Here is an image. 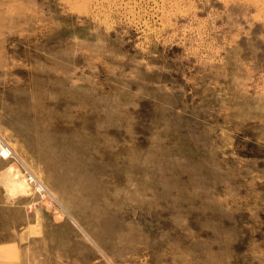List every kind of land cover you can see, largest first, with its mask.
Here are the masks:
<instances>
[{
	"label": "rangeland",
	"instance_id": "obj_1",
	"mask_svg": "<svg viewBox=\"0 0 264 264\" xmlns=\"http://www.w3.org/2000/svg\"><path fill=\"white\" fill-rule=\"evenodd\" d=\"M0 264H264V0H0Z\"/></svg>",
	"mask_w": 264,
	"mask_h": 264
},
{
	"label": "bare ground",
	"instance_id": "obj_2",
	"mask_svg": "<svg viewBox=\"0 0 264 264\" xmlns=\"http://www.w3.org/2000/svg\"><path fill=\"white\" fill-rule=\"evenodd\" d=\"M5 146V145H4ZM2 147V149H4V151L7 153V154H9V149H8V147ZM23 161V160H22ZM39 181V180H38ZM22 182V181H21ZM20 182V183H21ZM19 184V183H18ZM22 184H24L23 182H22ZM21 185V184H20ZM25 185V184H24ZM39 186H41V184L39 185ZM43 186H45V185H43ZM43 186H41V187H43ZM51 193V192H50Z\"/></svg>",
	"mask_w": 264,
	"mask_h": 264
},
{
	"label": "built area",
	"instance_id": "obj_3",
	"mask_svg": "<svg viewBox=\"0 0 264 264\" xmlns=\"http://www.w3.org/2000/svg\"><path fill=\"white\" fill-rule=\"evenodd\" d=\"M31 179H32V177H31Z\"/></svg>",
	"mask_w": 264,
	"mask_h": 264
}]
</instances>
